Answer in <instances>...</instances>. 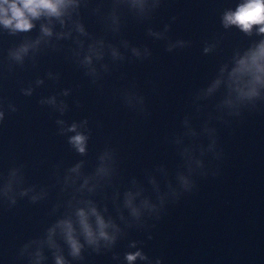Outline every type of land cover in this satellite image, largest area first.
<instances>
[{
    "label": "water",
    "instance_id": "95a60500",
    "mask_svg": "<svg viewBox=\"0 0 264 264\" xmlns=\"http://www.w3.org/2000/svg\"><path fill=\"white\" fill-rule=\"evenodd\" d=\"M242 2L66 0L0 24V264H264V87H230L264 35L222 22ZM92 208L114 243L88 244Z\"/></svg>",
    "mask_w": 264,
    "mask_h": 264
},
{
    "label": "clouds",
    "instance_id": "9594fccd",
    "mask_svg": "<svg viewBox=\"0 0 264 264\" xmlns=\"http://www.w3.org/2000/svg\"><path fill=\"white\" fill-rule=\"evenodd\" d=\"M65 4L66 0H0V24L13 32H27L34 27L32 20L39 18L42 13L57 17L62 15L61 7ZM222 22L225 28L236 26L248 35H251L255 29L259 34L264 35V0H243L235 11L225 12ZM44 31L48 35L51 34L48 29ZM23 51H26V49ZM230 81V87L234 86V90L239 93L241 99H252L259 95L258 88L264 87V41L248 52L244 58L237 61V67L231 73ZM219 83L217 81V86ZM0 118H2V114H0ZM69 131L75 132L76 126L73 125ZM86 141L87 137L82 134H77L70 139V143L81 154L86 150ZM183 183L185 188L190 191L189 182L183 180ZM128 207L132 209L133 216L139 217V210L133 207L131 196L128 199ZM77 215L88 244L98 245L101 239L110 244L115 242V237L109 236L106 231L114 225L105 223L95 208L91 209V215L96 218L98 233L93 230L92 225L89 223L88 213L81 210ZM58 227L66 235L72 249L71 254L74 257L79 256L82 245L75 239L72 223L62 221ZM54 233L55 229H53L52 234ZM126 259L128 264H135L137 259L146 260L147 257L137 251L135 254H128ZM57 264H66V262L63 258L57 257ZM157 264H163V261L158 260Z\"/></svg>",
    "mask_w": 264,
    "mask_h": 264
}]
</instances>
